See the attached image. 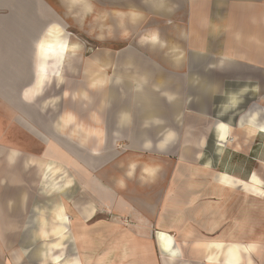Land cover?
<instances>
[{
	"label": "crops",
	"instance_id": "crops-1",
	"mask_svg": "<svg viewBox=\"0 0 264 264\" xmlns=\"http://www.w3.org/2000/svg\"><path fill=\"white\" fill-rule=\"evenodd\" d=\"M124 1L160 20L137 35L127 19L123 28L117 16L112 22L113 41L131 46L113 54V96L99 97L100 110L116 116L107 118L115 132L110 136L104 118L100 124L94 115L93 124H86L72 112L58 113L56 119L53 110L59 99L53 92L66 85V70L73 69L74 60L87 79L83 99L90 95L89 73L97 75L91 85L106 90L111 81L104 74L106 62L99 57L89 69L84 45L66 33L63 16L54 18L53 0H0V10L10 12L0 16V233L29 231L14 218L28 215L18 206L33 200L31 177L37 166L32 163L41 157L52 161L42 163L47 194L73 186L72 179L65 188L58 182V174H65L57 164L62 163L61 143L45 140L46 133L55 138L82 132L81 144L95 155L109 136L111 144L127 146L135 152L129 163L136 167L131 177L126 171L123 185L120 179L104 188L100 203L96 191H90V204L58 203L52 220L43 218L41 243H53L49 253L61 251L50 257L52 264H264V177L255 172L258 164L264 167V146L238 145V139L264 137V0H163L162 8L160 0ZM16 15L26 25L13 24L10 18ZM81 17L79 27L85 29L82 9ZM154 32L165 47L152 44ZM101 34L97 31L96 37ZM174 47L184 53L179 63ZM61 95L68 99L69 92ZM254 99L251 106L258 109L247 108L246 116L236 120ZM50 110L53 123L44 126ZM169 132L174 136L161 150L158 145ZM90 141L94 146H88ZM210 141H217L223 155L261 154V162L248 177L234 165L230 173L215 171L200 163ZM149 142L152 146L145 148ZM13 150L20 155L9 165ZM175 155L184 165L167 168L166 161ZM145 168L156 170L154 178L146 176ZM5 217L11 219L10 230L4 228ZM21 242L27 243L25 249L33 247L29 240ZM12 259V264H26L20 255ZM0 264L11 263L0 259Z\"/></svg>",
	"mask_w": 264,
	"mask_h": 264
},
{
	"label": "rangeland",
	"instance_id": "rangeland-1",
	"mask_svg": "<svg viewBox=\"0 0 264 264\" xmlns=\"http://www.w3.org/2000/svg\"><path fill=\"white\" fill-rule=\"evenodd\" d=\"M42 1L47 4H51V0L50 3L45 0ZM53 1L54 3L52 7L55 10L54 18H58V15L59 17L63 16L65 22L68 23L65 28L66 33L72 38H75V40L78 39L84 45L85 51L83 54L84 58L88 59V61L90 62L88 63L89 69L92 66H96L95 61L100 57L101 60L103 59L104 62H106L107 66L105 67L106 70L104 74L106 76L111 75V79L109 78V80L111 81L108 82V86L105 90L107 92H105L104 90L100 91L98 87H93V85H91L92 81L96 79L97 75L92 76V74L89 73L88 85L90 86V95L87 97V100H85L83 99L81 94L83 93V90L85 91L87 84L83 83L85 79H82L83 75L81 70V63H78L76 60H74V64H71L73 69H69L70 71L66 70V79H68L66 85L59 87L57 91L55 90V92H53V96H55L56 93L59 96L56 106L53 109L54 111H57L54 113V115L56 117L58 113L61 114L63 112H72L79 121L86 124H93V116L96 115L101 120L100 124L101 122L103 123V118L105 119V127L108 128L106 129L108 132L107 134H110V136L114 135L115 132H113V130L111 129V123L107 122V118L111 119L115 118L116 116L114 114V111H108V114H106L105 112H102L100 110L101 101H99V97L100 94L109 95L110 93L113 96L115 88V84L112 81L114 72L111 67V62L113 61L114 56L113 54L117 53V51L119 50L120 52H122L124 51L123 49H127L131 46L129 43H125L122 41H113L112 37L109 34V32H111V29H114L112 28V22L116 20L115 13L120 11L127 12L129 10L135 9L144 14L143 20H145V23H143L142 25L141 23H135L134 26L131 27L132 31H134L136 35L138 32L140 33L142 31H145V29L150 26L149 24L153 20L157 21L160 19L153 14H147L142 10H139V8L135 6L138 4H132V7L129 8V5H127L124 0H92V3L95 6V12L93 15H88L87 17H85L84 22L86 23L85 29H83L82 26L79 27L78 22V19H82L81 7L74 8L72 12H69L68 0ZM56 1L59 5L56 3ZM145 6L146 5L144 4V7ZM57 7L60 8L59 11L57 10ZM104 12L108 13L107 20H105L101 15ZM9 13L10 12L7 11V9H5V11L0 10V16H5ZM10 21L13 24H18V26H21V24L26 25L27 23L24 18L20 20L17 15L11 17ZM18 30H20L19 32L24 31L22 28H18ZM97 31L100 34L102 33L101 35L104 37L103 39H99L98 37H96ZM136 52L138 53V56L140 58L145 59V53L141 52L140 50ZM25 63L26 65L28 64L26 59ZM63 91L69 92L68 99H62L61 94ZM73 97H75V99ZM252 103H256V100H251V102L248 101L246 106L240 112H238L239 114L236 117V120L240 119L243 116H246L245 111H247V108H249V110H252L251 112H253V110L256 108L258 109V107L254 105L251 106ZM107 105L111 107L114 104L109 103ZM50 116H52L51 110L48 112V115H44V126H49L50 124L52 125L53 118H51ZM36 128L39 131H42V134L44 133V131L41 130V128L39 129L37 125ZM80 133L84 135V133ZM46 134H43V137H45L46 135L45 140H49L50 138L51 143H61L62 151H60V153H62V163L64 165L62 163L57 164L62 167L65 174L63 173V171L58 174V182H60L62 188H65L67 180L72 179L73 186L71 188H65L58 194H47L42 185V174L45 172V166H43L42 163L47 162L49 164H52V161L44 160V157H41V163L38 161L32 163V165L36 164L37 166L33 169L31 177L32 181L35 184L30 190V192H32L31 196L33 200H27L25 202L26 207H23L24 205L21 206L20 202L18 211L20 213L27 212L28 215L24 217L14 218L19 221L18 225H25L24 228L28 227L29 231H27V233H0V259H3L6 263L12 264V258L18 257L20 255V257H22V262L26 264H29L30 262H33V264H52V262H50V257H53V255H60L61 251L55 250L54 252L49 253L48 250L50 248L51 242H46V245L44 242L41 243L42 238H40V229L43 227V218H46L47 221H51L53 217L52 212L54 211V208L56 207V205H58V203H64L69 206H74L75 204L81 207L90 204V191L91 193H94L96 191V196L99 200L98 203H100V198H102L101 195H103L104 191L103 189L111 188L112 186H114L122 177L126 175L125 173L127 170H131L130 166L132 164L129 163V154L135 152L130 151V148L124 146L122 143L119 144L117 141L111 144L113 141L110 136V139L108 138L107 140V145L101 148L103 149L101 154L95 155L93 152H90L88 150L89 148H84L85 146L81 144L82 135H79V137H75L71 136L67 132H64L60 133L59 135L56 134L54 138V135L51 131ZM41 140H43V138ZM75 141L77 143H75ZM92 145L94 146L93 141H90L88 146L90 147ZM238 145L264 146V137L262 138L259 135L258 137L256 136L252 138L251 141L247 142L245 139H238ZM45 146H48V144H45ZM207 146L208 152L206 154V157L202 158L200 163H205L208 166L213 167V170H217L218 172L230 173L234 165L235 170L239 169L241 175L248 177V174L250 172L249 170H251L252 166L255 165L256 161H259V163L261 162V160L259 159L262 156L261 154H251L248 156H236L234 154L223 155V153L221 152V147L217 145V141H210L208 142ZM42 155L44 156V153ZM181 159V157L175 155L173 158L166 161L168 163L167 168L183 166L184 162ZM256 168H258L257 171H255L257 176L263 178L264 167L261 164H258ZM136 169H138V166ZM6 206H8V203ZM4 221L6 222V227L4 228L10 230V217H5ZM22 240H29L28 243H32L33 247H27L25 249L24 247L26 246L24 245H26L27 243H22Z\"/></svg>",
	"mask_w": 264,
	"mask_h": 264
},
{
	"label": "clouds",
	"instance_id": "clouds-1",
	"mask_svg": "<svg viewBox=\"0 0 264 264\" xmlns=\"http://www.w3.org/2000/svg\"><path fill=\"white\" fill-rule=\"evenodd\" d=\"M163 6H164L163 0H160V7L162 8ZM77 7H81L84 17H87L88 15H93L94 12H95V6L92 3V0H68V11L69 12H72L73 9L77 8ZM170 10L171 9H169V11ZM101 15L103 16V18L105 20L108 19V13L107 12H104ZM115 15L119 18V23H120V26L122 28L124 26L125 19H127L131 23L135 24V23H137L138 21H140V20H142L144 18V14L142 12L138 11V10H135V9L129 10L127 12L120 11V12L115 13ZM109 34H111V33L109 32ZM128 35H129V33L127 31L123 32V37L124 38H127ZM98 38L99 39H103L104 37L100 36ZM151 39H152V44L153 45L159 44V46L161 48L165 47V44H164V42H162L160 40L158 33L154 32ZM42 47H43V44L40 43L39 44V49H41ZM172 53L178 54V55H175V60H176L177 63H179V61H181L183 59L184 53L178 47H174L172 49ZM119 82H120L119 79H117V83H119ZM25 95L27 96L28 94L26 93ZM65 95H67V93H65ZM73 98L75 99V97H73ZM84 99H87V94H85ZM169 99L171 100L172 97H169ZM125 119H127V117H125ZM156 123H160V121H156ZM173 136H174V133L169 132L168 135L164 138V140L158 145V147L161 150H163L167 146V144L170 142V140L172 139ZM151 146L152 145H151L150 142L146 143L144 145L145 148H150ZM19 155H20L19 151L13 150L11 152V154L9 155V157H8V164L9 165L15 164L16 163V159L15 158L18 157ZM135 167H136L135 164H132L130 166V168L132 170L127 172V176L128 177H131L133 175V171H134ZM144 171H145L147 177L154 178L155 171H156L155 169L145 168ZM119 183L121 185H123V180L121 179L119 181ZM76 264H78V261L76 262Z\"/></svg>",
	"mask_w": 264,
	"mask_h": 264
},
{
	"label": "bare ground",
	"instance_id": "bare-ground-1",
	"mask_svg": "<svg viewBox=\"0 0 264 264\" xmlns=\"http://www.w3.org/2000/svg\"><path fill=\"white\" fill-rule=\"evenodd\" d=\"M57 28V27H56ZM48 33H49V31H48ZM60 45H62V44H60ZM76 45V44H75ZM43 48V47H42ZM75 48V47H74ZM39 52H40V50H39ZM77 53V52H76ZM220 130H221V137H223V139L225 138V136H226V129L222 126V127H220ZM224 177V176H223ZM224 179V178H223ZM229 181H231V180H229ZM226 182V181H225ZM230 183V182H229ZM250 186V185H249ZM245 187V186H244ZM246 189H248V188H246ZM255 189V188H254ZM258 190V189H257ZM65 209V208H64ZM59 233L57 232V235H58ZM236 252V251H235ZM236 254H237V252H236ZM55 261H57V262H59L58 261V259H56ZM56 264H60V263H56Z\"/></svg>",
	"mask_w": 264,
	"mask_h": 264
}]
</instances>
